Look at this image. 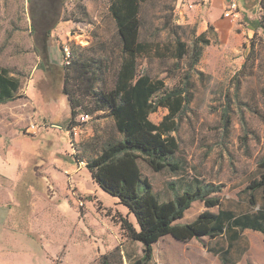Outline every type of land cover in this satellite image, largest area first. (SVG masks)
<instances>
[{
	"label": "rangeland",
	"instance_id": "obj_1",
	"mask_svg": "<svg viewBox=\"0 0 264 264\" xmlns=\"http://www.w3.org/2000/svg\"><path fill=\"white\" fill-rule=\"evenodd\" d=\"M192 1L199 9L200 0ZM262 1L257 20L264 23ZM109 2L0 0V66L20 80L18 98H22L15 105H3L2 113L13 118L12 112L22 110L20 131L31 123L39 125L32 104H28L29 97L34 98L31 97L34 95L32 85L35 90L37 88L39 98L50 94L55 98L61 96L62 69L67 66L61 52L68 39L70 62L80 57L95 60L108 57L110 64H106L103 77L106 88L113 87L118 48L114 24L108 12ZM190 3V0H146L140 5L139 41L156 44L164 51L166 46L173 47L174 41L180 40L187 49L180 60L170 58L167 52L164 58L153 53L150 57L137 58V74L162 80L169 89L186 85L190 94V102L181 116L178 130L170 134L177 145L172 154L174 160L180 162V169L176 171L155 163L139 153L120 155L114 160L105 156L102 158L104 161L99 159L95 151L104 142L120 141L123 137L115 131L113 120L106 111L92 116L81 114L89 118L80 126L76 141H73L75 150L72 151L76 152L79 160H83L82 167L78 169L77 165L72 172L53 171L52 176L57 180L63 197L62 203L38 200L37 211L31 215L34 218V243L29 237L19 236L25 234L23 229L16 235L19 250L27 244L36 258L40 257H33L32 264H99V256L114 250L117 244L122 245L125 253L123 264L142 255L141 246L125 240L118 223L112 222L116 212L124 216L126 209L93 183L92 171L102 172L111 183L121 186L129 187V183L137 182L147 186L151 197H157L162 204L160 212L164 213L169 210L168 201H173L174 191L181 196L195 180L205 185L220 186V191L212 196L219 197L221 209L230 210L234 215L264 210L262 191L253 192L255 205L249 203V196L244 193L248 183L260 174L257 162L264 157V30L257 28V22L251 24L242 18L238 23L230 20L234 25L231 32L216 33L213 28H208L204 34L208 44L203 40L197 41L200 56L194 62V43L202 33L198 23H178L177 13L180 5L193 10ZM47 20L48 23L45 22ZM82 91L83 87L77 93L83 94ZM82 98L85 103L90 101V97ZM67 114L68 109L65 108L59 112L56 121L61 122ZM166 114V109L159 108L150 114L149 119L158 124ZM225 120L229 121L227 130ZM137 140L148 147L167 150L153 134H145ZM87 160L97 161L88 168ZM5 167L0 164V181L4 180L2 176H7V171L3 170ZM8 174L12 178L8 177L7 187H1L0 203L9 200V190L15 185V171ZM204 207L203 202H193L180 222L190 223L202 211H217V207ZM128 220L136 222L130 215ZM260 242L259 233L241 231L238 242H233L238 263L264 264ZM199 247L196 242L187 246L191 253ZM181 248L169 237L161 239L154 249L155 261L151 264L197 263L199 257L192 256L182 257L180 263L174 261Z\"/></svg>",
	"mask_w": 264,
	"mask_h": 264
},
{
	"label": "trees",
	"instance_id": "obj_2",
	"mask_svg": "<svg viewBox=\"0 0 264 264\" xmlns=\"http://www.w3.org/2000/svg\"><path fill=\"white\" fill-rule=\"evenodd\" d=\"M145 1L110 0L108 3V12L114 24V38L118 48L113 87L107 89L103 77L106 64H110L107 56L104 60L73 58L69 65L63 67L61 92L68 100L70 111L67 129L70 130L77 125L83 113L92 116L106 111L113 120L115 131L123 137V140L104 142L100 149L95 151L98 152L99 159L104 161L102 158L105 156L114 160L120 155L139 153L142 157L177 171L180 169V162L175 161L172 154L177 150V145L170 134L177 132L181 116L190 102V94L186 85L184 88L177 86L169 89L162 80L152 79L147 74H137V58L150 57L151 53L158 58H164L167 52L170 58L180 60L186 55L187 49L185 43L180 40H175L173 47L166 46L164 51H161L156 44L139 41L140 5ZM45 22L48 23V20ZM256 26L264 30L262 20H258ZM204 34L202 33L195 40L194 62L200 56V51L196 48L197 41L203 40L204 44H208ZM100 47L104 48V45ZM75 51L76 48L74 53ZM19 85L20 80L10 76L7 68L0 66V104L16 100L19 97ZM82 87L83 94H78V89ZM85 96L90 97L87 103L82 98ZM159 108L166 109L167 114L161 122L155 124L149 116ZM227 124L229 121L225 120L226 130ZM145 134L155 135L156 140L161 141L167 150L162 151L158 147H148L139 143L137 139ZM72 155L75 163L81 166L83 160L75 156L76 152ZM96 161L87 160L88 168ZM257 168L260 174L256 179H252L244 190L249 196V203L254 205L253 192L264 193V157L257 162ZM90 174L95 185L104 193L116 198L118 204L126 209L124 216L116 212L112 222L118 223V229L123 232L122 237L125 240L141 246L142 255L138 258L134 257L128 264H151L155 244L166 236L179 242L220 238L230 249L233 247V242H238L241 231L252 230L260 233L264 241V210L257 209L255 213L237 216L230 210L221 209L219 197L212 196L220 191L218 185H205L195 180L193 184L187 186L181 196L174 191V199L168 201L169 210L164 213L160 212L162 204L160 205L158 198L151 197L149 188L140 182L129 183V187L121 186L115 182L111 183L102 172L92 171ZM195 201L203 202L206 209L217 207V211H202L190 223H181L185 211ZM129 215L133 216L135 224L128 220ZM117 245L114 250L101 254L98 263L123 264L125 253L122 245ZM227 255L228 252L221 258L225 264L224 258Z\"/></svg>",
	"mask_w": 264,
	"mask_h": 264
},
{
	"label": "crops",
	"instance_id": "obj_3",
	"mask_svg": "<svg viewBox=\"0 0 264 264\" xmlns=\"http://www.w3.org/2000/svg\"><path fill=\"white\" fill-rule=\"evenodd\" d=\"M190 1L193 10H188L186 5L178 6L177 13L180 20L178 23L190 25L198 23L201 33H205L208 28H213L216 33L231 32L234 25L230 22V19L223 16L224 2L220 0H200L198 9L193 1ZM233 1L238 5L239 20L242 18L243 21L251 24L258 21V9L262 0ZM31 89L34 92L31 97L34 98L29 97L28 104H32L33 112L37 116L38 128L30 129L26 126L24 131H20L22 126L19 123V118L20 116L23 117L22 110L18 113L12 112L13 118H9L8 114L2 113L4 110L3 105H15L18 103L16 101H20L22 98L0 104V164L7 167L3 169L4 172L7 171V176L1 177L4 180L0 181V191L1 187H7L8 177L12 178L8 172L15 171L16 174L14 176V188L9 190V200L0 203V264L33 263L32 258H36L37 255L33 253V250L27 248V244L19 250L17 245L18 236L16 237V235H19V231L23 229L25 234L22 233L19 236L29 237V240L34 243V218L31 215L37 211L36 204L38 200H40L39 202L42 200L53 202V204L62 203L63 197L57 187V180L52 176L53 171L61 169L63 172H72L77 167L72 157L71 147V141H76V137H72L70 130L67 129L68 120L70 119L67 98L62 94L56 98L51 94L39 98L37 88L35 90L32 85ZM65 108L68 109L66 118L61 122H57L59 112L64 111ZM10 120L12 123H10ZM81 167L77 168L80 169ZM112 231L110 228V232L113 234ZM160 240L155 244L154 249ZM172 241L182 246L181 253H177L178 257L174 259L177 263L182 262V257L190 258L192 256L199 257V260L197 263L191 264H225L221 258L228 252L227 257L224 258L226 264H239L234 254V246L229 249L228 244L220 238L193 239L187 242L172 239ZM193 242L200 244V247L197 251L191 253L187 246ZM38 243L42 247L39 241ZM260 243V250L264 253L262 235ZM221 248L223 249L221 250ZM39 250L44 252L42 249ZM154 256L153 262L155 261ZM36 259H40V257Z\"/></svg>",
	"mask_w": 264,
	"mask_h": 264
},
{
	"label": "built area",
	"instance_id": "obj_4",
	"mask_svg": "<svg viewBox=\"0 0 264 264\" xmlns=\"http://www.w3.org/2000/svg\"><path fill=\"white\" fill-rule=\"evenodd\" d=\"M220 1L224 2V4H225L224 10H223V16L226 17L227 19H230L232 22L238 23L239 17L237 14V7H238L237 3L233 0H220ZM68 42H67V44H65L63 46L62 52H61L62 53V60H63V63L65 65H68L70 62V52H71L70 39H68ZM88 118H89L88 115L81 116L80 119L78 120L77 125L71 127L70 132L72 134V137L78 136V134L80 132V126L82 124H84L86 122V120H88ZM29 128L35 129V128H38V125L31 123L29 125ZM73 141H71L72 149H73V143H74ZM79 205L82 206L81 203Z\"/></svg>",
	"mask_w": 264,
	"mask_h": 264
}]
</instances>
